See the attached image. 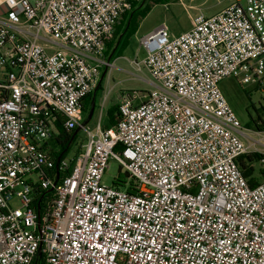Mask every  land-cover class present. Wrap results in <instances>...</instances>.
<instances>
[{"label":"built area","instance_id":"2783aa9c","mask_svg":"<svg viewBox=\"0 0 264 264\" xmlns=\"http://www.w3.org/2000/svg\"><path fill=\"white\" fill-rule=\"evenodd\" d=\"M143 0L0 2V264H264V181L239 159L262 139L223 94L264 86V0H232L131 61L153 88L123 95L115 126H83L119 17ZM86 143L57 158V124ZM116 160L134 193L103 182ZM264 163V160H262ZM17 200L18 205L12 206Z\"/></svg>","mask_w":264,"mask_h":264},{"label":"rangeland","instance_id":"374dc122","mask_svg":"<svg viewBox=\"0 0 264 264\" xmlns=\"http://www.w3.org/2000/svg\"><path fill=\"white\" fill-rule=\"evenodd\" d=\"M231 2L232 0H176L169 4H159L154 6L148 14L143 23V29H147L153 25L159 27L165 24L167 26V34L170 37L179 36L193 27V22L196 18L202 15L204 17L213 16L228 7ZM113 42H115L114 37L108 44L110 45ZM137 53L138 56L136 57ZM118 55L116 54L111 61L112 66L102 67L106 71L102 70L104 91L98 92L97 95V106H100V109H96L92 119L87 124L92 130L97 126L100 111L103 110L101 119L104 123L108 107L110 106L109 111L113 107H117L121 96L133 95L135 93L144 95L153 88L151 77L147 70L143 69L141 72H138L130 63V60L134 61L137 59L141 61L146 56V52L140 45V41L135 38L132 39L130 49L123 53V57L115 59ZM220 87L244 128L249 130L247 132L249 137L245 141L248 142L249 139H252L251 143H253V141L262 139V136L255 132L260 131L256 127V124L259 123L260 125L262 120L264 121V86L261 88L254 82L243 84L239 79L228 78L221 82ZM92 105L95 106V104ZM87 116L88 114H85L84 121L87 119ZM85 143V133L80 131L78 138L66 156L70 159L78 155V153L83 152L82 146ZM61 147L58 140L54 139L50 142L48 150L57 151ZM252 153L264 155V147L256 145L252 148ZM249 167L252 169L254 179L259 182L264 181V164L255 160L249 164ZM120 178L126 181L124 184L126 187L134 184V181L130 177H127L126 169L121 168L116 160L111 159L103 182L112 186L119 183L118 180ZM17 205V200H14L12 206Z\"/></svg>","mask_w":264,"mask_h":264},{"label":"trees","instance_id":"16d2710c","mask_svg":"<svg viewBox=\"0 0 264 264\" xmlns=\"http://www.w3.org/2000/svg\"><path fill=\"white\" fill-rule=\"evenodd\" d=\"M175 1L176 0H143L141 2H132L130 10L122 14L117 20V23L115 25V34H114L115 42H113L110 45L109 44L107 45L109 51H106L105 54H109L115 47L116 48L114 54H120L129 45L130 39L138 31L141 22L148 16V14L150 13V11L154 6L159 4H169ZM84 103H85L84 109L87 112V114H89L92 104H95V109H96V101L93 98V92H91L85 98ZM118 110H119V106L113 107L109 111V116L112 122L111 127L115 126L117 123ZM256 127L260 131H264V121L262 120L260 125L259 123L256 124ZM109 128L107 127L106 129ZM57 130L59 133L58 142L62 147L61 150L58 153H56V156L57 158L60 157L63 158L72 148L74 144V140H73V136L70 133L63 130L61 122L57 124ZM255 160L262 163V160H264V155L258 153H248L239 159L241 170L246 178H248L252 174V169L251 167H249V164L254 162ZM127 177L129 178L128 174ZM256 181L252 182V180H249L250 184L252 185L257 184L258 182ZM118 182L119 183L115 184L116 186L125 187L127 188V191L130 193H134L136 191V189L133 188V184H131L129 187H126L124 185L126 181L122 180V178H120Z\"/></svg>","mask_w":264,"mask_h":264},{"label":"crops","instance_id":"0c3cea01","mask_svg":"<svg viewBox=\"0 0 264 264\" xmlns=\"http://www.w3.org/2000/svg\"><path fill=\"white\" fill-rule=\"evenodd\" d=\"M147 18V17H146ZM145 18V19H146ZM145 19L141 22V24H140V26H139V29H138V31L135 33V35L134 36H132V38L130 39V43H129V45L125 48V50H123L118 56H116V58L115 59H118V58H120V57H123V53L124 52H126V51H128L129 49H130V46H131V41H132V39H136V40H138V41H140L141 42V40L145 37V36H147L148 34H150V33H152L154 30H156L157 28H158V26L157 25H153V26H151V27H148L147 29H143V23H144V21H145ZM115 34V33H114ZM116 48V47H115ZM115 48L109 53V54H105V58L107 59V60H110V61H112L113 59H114V57H115V55L116 54H114L115 53ZM106 51H108V47H107V49H106ZM138 56V53L136 54V57ZM131 61L132 60H130V63H131ZM102 70H105L106 71V69H104V68H101L100 69V72H101V74H100V78H99V81H98V83L96 84V86H95V88H94V90H93V98L95 99V101H96V109H100V106H97V95H98V92H100V91H104V78H103V76H102ZM105 99H106V96H105ZM85 104V103H84ZM93 106V105H92ZM84 107H85V105H84ZM92 108V107H91ZM109 108H110V106L108 107V109H107V117H106V121L103 123L102 122V119H101V123H102V126L104 127V128H109V127H111V125H112V122H111V118H110V116H109ZM94 109H95V106H94ZM96 109L94 110V113H95V111H96ZM85 111V110H84ZM101 112V111H100ZM85 113L87 114V112L85 111ZM256 134H258V133H264V131H259V132H255ZM247 179H249V180H252V182H255L256 181V179H254V176H253V174H251ZM256 182H258L259 183V181H256ZM257 183V184H258ZM256 185V184H255Z\"/></svg>","mask_w":264,"mask_h":264},{"label":"water","instance_id":"95a60500","mask_svg":"<svg viewBox=\"0 0 264 264\" xmlns=\"http://www.w3.org/2000/svg\"><path fill=\"white\" fill-rule=\"evenodd\" d=\"M93 115H94V106H92V108H91V110H90V112H89V114L87 116V119L83 123V126L88 124V122L92 119Z\"/></svg>","mask_w":264,"mask_h":264},{"label":"flooded vegetation","instance_id":"af4514ba","mask_svg":"<svg viewBox=\"0 0 264 264\" xmlns=\"http://www.w3.org/2000/svg\"><path fill=\"white\" fill-rule=\"evenodd\" d=\"M80 129H76L73 132H71L70 134L73 136V140L75 142V140L78 138L79 134H80Z\"/></svg>","mask_w":264,"mask_h":264},{"label":"bare ground","instance_id":"6f19581e","mask_svg":"<svg viewBox=\"0 0 264 264\" xmlns=\"http://www.w3.org/2000/svg\"><path fill=\"white\" fill-rule=\"evenodd\" d=\"M2 0H0V2H1Z\"/></svg>","mask_w":264,"mask_h":264}]
</instances>
